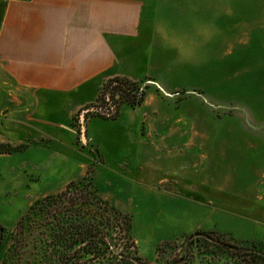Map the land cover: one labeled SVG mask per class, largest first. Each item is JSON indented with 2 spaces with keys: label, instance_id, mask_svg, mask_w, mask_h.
Segmentation results:
<instances>
[{
  "label": "crops",
  "instance_id": "1",
  "mask_svg": "<svg viewBox=\"0 0 264 264\" xmlns=\"http://www.w3.org/2000/svg\"><path fill=\"white\" fill-rule=\"evenodd\" d=\"M202 1L0 0V144L20 146L0 153V160L13 166L10 171H21L4 185L22 200L19 209L32 195L23 171L33 149H40L38 161L45 164L53 155L49 146L67 149L76 138L79 147L94 149L100 162L134 174L135 183H151L142 186L147 192L155 191L162 176L179 178L176 188L185 196L194 175L200 185L207 183V134L187 111L190 98L177 101L181 85L167 77L190 65L187 52L203 43L208 20L233 9L216 0L211 13L204 12ZM115 76L148 81L153 88L135 107L116 109L105 102L92 110L103 84ZM96 174L105 186L118 182L123 189H103ZM92 179L100 197L119 210L132 204L131 184L122 178L113 181L99 169Z\"/></svg>",
  "mask_w": 264,
  "mask_h": 264
},
{
  "label": "rangeland",
  "instance_id": "2",
  "mask_svg": "<svg viewBox=\"0 0 264 264\" xmlns=\"http://www.w3.org/2000/svg\"><path fill=\"white\" fill-rule=\"evenodd\" d=\"M225 2L233 9H225L224 17L208 20L203 43L187 52L190 65L184 73L167 76L170 84L183 88L175 92L177 101L190 98L187 111L191 109L193 122L203 124L206 130L203 157L208 160L207 183L200 185L194 175L185 196L177 189L182 182L179 178L162 176L153 186L155 191L147 192L142 186L151 187V183H135L134 174L118 164L111 168L100 162L98 153L90 146L79 147L76 138L75 145L67 149L49 146L53 155L45 164L38 161L40 149H33L32 161L23 171L32 195L19 209L22 200L13 194L12 186L4 185L21 171H10L13 166L0 160V225L5 227L0 264H37L39 255L32 249V235L18 231V220L36 199L52 194L55 188L60 192L83 176L92 179L93 171L99 169L113 181L122 178L123 184H131L132 204L122 206L121 211L130 217V235L143 264H246V254L231 253L220 242L244 247L254 243L264 250V0ZM202 3L208 13L213 10L211 5L217 4L216 0ZM141 82L153 88L150 82ZM155 90L159 95L160 89ZM102 98L90 108L103 105L106 100ZM95 176L103 189H123L118 182L105 186ZM92 184L100 196L93 179ZM196 231L208 234L200 238L198 249L188 245L187 239Z\"/></svg>",
  "mask_w": 264,
  "mask_h": 264
},
{
  "label": "trees",
  "instance_id": "3",
  "mask_svg": "<svg viewBox=\"0 0 264 264\" xmlns=\"http://www.w3.org/2000/svg\"><path fill=\"white\" fill-rule=\"evenodd\" d=\"M147 88L142 82L115 76L103 84L96 99L103 97L116 109L120 104L135 107L144 100ZM18 149L20 146L0 144V153ZM129 228L130 217L97 194L90 176L36 199L17 222L21 234L32 235V249L39 255L37 264H143ZM4 232L0 225V243ZM207 235L203 231L192 233L188 245L198 249V241ZM220 243L231 253L246 254V264L264 262V250L254 243L250 247Z\"/></svg>",
  "mask_w": 264,
  "mask_h": 264
},
{
  "label": "water",
  "instance_id": "4",
  "mask_svg": "<svg viewBox=\"0 0 264 264\" xmlns=\"http://www.w3.org/2000/svg\"><path fill=\"white\" fill-rule=\"evenodd\" d=\"M80 135H81L82 140L86 142L84 125L81 126Z\"/></svg>",
  "mask_w": 264,
  "mask_h": 264
}]
</instances>
